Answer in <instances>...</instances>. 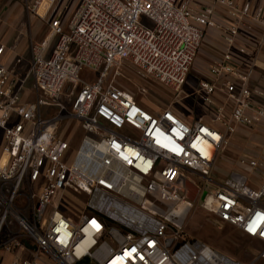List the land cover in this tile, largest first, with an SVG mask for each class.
Here are the masks:
<instances>
[{
	"label": "built area",
	"instance_id": "obj_1",
	"mask_svg": "<svg viewBox=\"0 0 264 264\" xmlns=\"http://www.w3.org/2000/svg\"><path fill=\"white\" fill-rule=\"evenodd\" d=\"M215 6L235 22L218 24L214 7L193 13L188 0H34L29 12L46 32L23 76L1 63L0 46V264L264 261V137L227 177L211 178L227 136L264 133V76L253 79L264 8ZM253 27V48L238 45ZM212 28L224 53L193 92L210 123L151 111L107 80L127 61L179 94ZM190 186L215 221L261 245L253 261L184 233Z\"/></svg>",
	"mask_w": 264,
	"mask_h": 264
},
{
	"label": "rangeland",
	"instance_id": "obj_2",
	"mask_svg": "<svg viewBox=\"0 0 264 264\" xmlns=\"http://www.w3.org/2000/svg\"><path fill=\"white\" fill-rule=\"evenodd\" d=\"M197 66L198 62L196 61L195 65L190 69L186 83L179 94L174 93L171 89L154 80L142 79L136 68L127 61L111 69L108 72L107 80L113 81L118 87L128 91L137 103L142 104L151 111L172 108L188 121L201 118L204 122L210 123L211 116L206 115L203 106L197 97L193 95L197 82L200 79H206V75L197 73ZM85 73L90 74L89 82L96 79L97 75L95 73L90 71H85ZM31 86L32 79H29L27 87L31 88ZM70 125L71 123L61 122L58 125V129L66 128V126ZM257 135L259 142L257 141L256 143H249L251 134L248 132L226 137L215 161L211 175L213 181L219 182L234 171L237 168L236 160L244 151L253 150L255 153L258 151L264 133L260 132ZM76 136L77 134L75 133L74 139ZM251 178L254 180L253 175H251ZM196 182L198 181L196 180ZM188 198L193 202L194 207L184 221L182 228L184 233L237 261L243 263L253 261L255 252L261 249L259 243L243 236L237 229L215 221L214 216L201 207L196 195V189L192 186H190ZM30 248L35 250L34 246ZM255 264H264V261L259 260Z\"/></svg>",
	"mask_w": 264,
	"mask_h": 264
},
{
	"label": "crops",
	"instance_id": "obj_3",
	"mask_svg": "<svg viewBox=\"0 0 264 264\" xmlns=\"http://www.w3.org/2000/svg\"><path fill=\"white\" fill-rule=\"evenodd\" d=\"M184 1V0H181ZM190 9L193 13H198L206 7L215 8V20L218 24L227 26L235 20L228 17L223 9L215 6V0H188ZM34 0H0V46L4 47V52L1 57V63L8 68L13 69L19 76H23L27 71L32 58V48L39 43L46 32V27L37 22L33 17L29 8ZM235 4L241 9L244 5L249 6L250 16L259 8H264V0H234ZM250 25V19L244 20L241 24L242 30ZM258 29L245 34L238 38V45L244 44L247 48H253L251 37L257 35ZM14 49V50H13ZM224 53V43L221 38V33L218 29L212 28L207 31V34L202 42L200 51L195 60L198 62L196 67L197 73L206 75V79H210L208 67L212 62L219 58ZM19 58L20 63L15 64L14 59ZM193 64V66L195 65ZM192 66V67H193ZM264 49L261 51L257 59V68L255 69L253 79L264 76ZM204 72V73H203ZM261 130H246L239 129L238 133H250L249 143H256L258 133ZM246 152V151H244Z\"/></svg>",
	"mask_w": 264,
	"mask_h": 264
},
{
	"label": "water",
	"instance_id": "obj_4",
	"mask_svg": "<svg viewBox=\"0 0 264 264\" xmlns=\"http://www.w3.org/2000/svg\"><path fill=\"white\" fill-rule=\"evenodd\" d=\"M205 196V193H203V196H202V198Z\"/></svg>",
	"mask_w": 264,
	"mask_h": 264
}]
</instances>
